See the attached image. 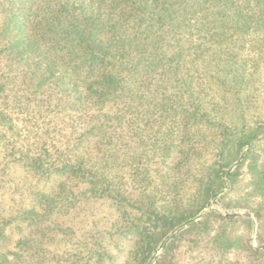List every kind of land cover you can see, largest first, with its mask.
Wrapping results in <instances>:
<instances>
[{"label": "trees", "instance_id": "1", "mask_svg": "<svg viewBox=\"0 0 264 264\" xmlns=\"http://www.w3.org/2000/svg\"><path fill=\"white\" fill-rule=\"evenodd\" d=\"M0 99V190L25 181L18 205L0 203V264H59L65 252L51 256L38 236L85 199L112 203L122 249L92 237L85 264H168L179 237L153 255L186 225L181 237L199 230L210 240L207 264H225L221 253L264 258L249 216L212 211L194 222L264 132L249 109L251 99L264 104V0H0ZM63 110L75 112L69 134L57 125L61 138L35 135V149L11 140L18 116ZM248 166L238 198L261 227L264 155ZM166 184L176 192L163 201ZM232 227L242 235L227 236Z\"/></svg>", "mask_w": 264, "mask_h": 264}, {"label": "rangeland", "instance_id": "2", "mask_svg": "<svg viewBox=\"0 0 264 264\" xmlns=\"http://www.w3.org/2000/svg\"><path fill=\"white\" fill-rule=\"evenodd\" d=\"M252 102L249 105L252 112L259 113L262 118L264 116V104H260L259 101H254L251 99ZM250 100V101H251ZM0 99V108H3V103H1ZM260 104V105H259ZM259 105V106H258ZM44 108V107H43ZM42 109V108H41ZM75 116L74 111H67L63 110L62 112H52V114L47 113H39L36 111L31 112V115H20L16 118L14 126H12L8 130V134L12 141L16 144V147L21 149L22 146H29L32 149L35 147L33 145L34 141H37V138L34 139L37 135H44V137L48 138L51 141V137L61 138L60 135H57V132H53V127L60 125L63 128L62 134H69L67 131L69 129V122L70 118ZM257 119H253V122ZM63 122V123H62ZM36 135V136H35ZM23 136H26L25 138ZM43 137V136H42ZM54 141L57 146L62 145L58 143L56 139ZM264 155V132L262 135L257 139L254 140L251 144L246 146L238 160L232 164L228 169V171L232 174L234 173L233 177H225L226 180V189L221 193L218 194L209 204L208 208L204 210L197 218H195L194 222L200 221L205 215L209 214L212 211H215L217 214L221 215H247L254 221V229L251 233V244L255 247L259 245V239L261 237L262 242L264 243V224L260 227L258 220L254 213L247 208H244L240 203L238 198L239 190L243 191V188L250 180L249 174V162L253 158H259V156ZM196 164L199 163V160L195 161ZM15 176L18 177V173L15 172ZM158 174V173H157ZM158 176V175H157ZM174 182H178V186L180 185V181L178 178H174ZM234 179L235 182H234ZM25 180V179H24ZM24 182L22 178L18 180L17 188L9 187V188H2L0 190V203L7 206L6 203H9L11 206L18 205L15 202H19L18 195L23 192ZM173 182L172 179L169 180V185ZM185 181H182L184 183ZM190 182V180L186 181ZM62 181L56 180L53 184L54 188L52 191H56L58 186ZM129 185V184H128ZM166 184V191L163 194L166 195H159L160 199L163 201L172 194H170L171 189H168ZM135 190L134 188H131ZM129 190V189H128ZM131 190V191H132ZM169 190V191H168ZM173 191V190H172ZM169 192V194H168ZM133 193V192H132ZM181 194H189L193 193L191 188V184L187 187L183 185V189L180 192ZM22 194V193H21ZM132 195V194H131ZM133 196V195H132ZM242 195L239 197L241 198ZM134 197V196H133ZM22 198V197H21ZM179 199V198H178ZM24 205L27 206L30 201V197H24ZM244 202V201H243ZM33 205V204H32ZM32 207V206H31ZM30 207V208H31ZM37 210L39 208L37 207ZM67 214H58L54 215V222L49 223L50 231H48V238L44 237L43 235L38 236V239H45L46 241L42 243L44 248L48 249L49 254L51 256L60 255L62 252H65L64 258L56 261L59 264H69L66 261V258L72 254L74 257H79V264H85L83 260V256L86 254L87 250L93 249L92 246L85 247V242H92V237L97 240H100L102 237L112 238L113 242L108 243L104 242L102 239L101 242H97L98 246L106 247L110 249L113 253L118 254L122 251L120 242L117 243L116 236L111 235V232L115 231V209L112 203L109 200H95V199H88L83 200L80 203H77L73 208L66 209ZM218 224L217 222H215ZM215 225V224H214ZM188 225L184 226L183 228L178 229L172 232L167 239L164 240L162 244L158 246L154 253V258L160 259L166 253L165 247L166 243L171 242L172 238L179 237V239H173V243L176 245L173 252H171L172 258L169 260L168 264H207L206 262L209 259L210 254L208 250L210 249L208 243L210 240L207 236L203 234V232L196 231H189L186 234H183V237L180 235L185 231ZM215 228V227H214ZM35 231L39 230V227L33 228ZM235 227L229 231L231 234L227 236L235 237L236 234L242 235L238 233L239 231L243 232V227L235 230ZM28 227H24L23 231L20 233L12 232V238L16 240L18 237L28 233ZM247 233V232H246ZM103 234V235H102ZM203 234V235H202ZM115 237V238H114ZM171 239V240H170ZM202 246V247H201ZM96 247V246H94ZM88 248V249H87ZM172 248V249H173ZM83 253V255L80 254ZM112 253V254H113ZM225 254V253H224ZM224 254H219L220 258L218 259L222 263L225 261V264H264V258L261 257H248L241 253H233L232 257L226 255V260H224ZM76 255V256H75ZM223 256V257H222ZM121 258L119 257L117 261L114 263L108 262L106 264H119ZM155 260L152 259L150 264H155ZM48 264H53V261L48 262ZM71 264V263H70ZM216 264V263H215Z\"/></svg>", "mask_w": 264, "mask_h": 264}]
</instances>
